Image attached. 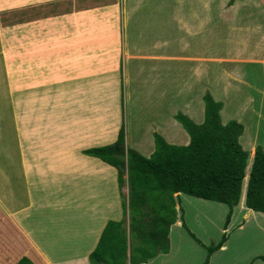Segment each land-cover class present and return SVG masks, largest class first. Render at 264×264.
Listing matches in <instances>:
<instances>
[{"label": "crops", "instance_id": "1", "mask_svg": "<svg viewBox=\"0 0 264 264\" xmlns=\"http://www.w3.org/2000/svg\"><path fill=\"white\" fill-rule=\"evenodd\" d=\"M147 1L0 0V79L11 100L0 117V125L6 123L0 136V264H15L22 256L34 264H89L107 221L125 217L116 168L83 150L114 142L122 123L126 145L146 157L154 151V132L169 143L187 144L173 98L179 78L185 75L183 84L189 85V62H197L191 67L196 74H208L201 63L212 62L216 90L222 69L237 92L239 85L248 86L246 75L258 71L257 88L264 91V7L259 19L243 27L228 21V50L214 37L212 56L205 57L190 55L183 38L191 27L187 6L178 7L179 16L173 0ZM184 109L196 123L203 121L188 102ZM252 128L254 123L251 134ZM262 131L255 126L248 158ZM247 169L227 240L207 264H264L263 248L254 249L264 236V213L245 205ZM226 210L220 207L221 216ZM179 215L168 233L169 251L139 264H187L183 247L194 249L196 243L183 241L179 232L172 240L182 226ZM236 222L238 230L229 234ZM249 222L257 235L247 233ZM232 238L234 262L223 259Z\"/></svg>", "mask_w": 264, "mask_h": 264}, {"label": "trees", "instance_id": "2", "mask_svg": "<svg viewBox=\"0 0 264 264\" xmlns=\"http://www.w3.org/2000/svg\"><path fill=\"white\" fill-rule=\"evenodd\" d=\"M202 98L201 123L182 112L174 114L189 135L187 144L169 143L154 132V151L146 157L126 145L122 123L114 142L83 150L116 168L124 217L128 218L127 224L125 218L107 221L89 253L90 264H139L159 252L167 253L168 233L178 216L176 203H180V192L227 204L223 223L224 230L227 228L246 175L248 152L239 141L243 125L235 119L223 123L222 102L214 99L209 91ZM124 184L128 188L126 196L121 191ZM245 205L264 213V148L261 145H256L250 164ZM179 211L182 226L206 248L201 264H207L211 253L227 240L228 233L224 231L216 242L206 245L188 229L182 206ZM15 264L34 263L22 256Z\"/></svg>", "mask_w": 264, "mask_h": 264}, {"label": "rangeland", "instance_id": "3", "mask_svg": "<svg viewBox=\"0 0 264 264\" xmlns=\"http://www.w3.org/2000/svg\"><path fill=\"white\" fill-rule=\"evenodd\" d=\"M147 0H142V3ZM151 1V0H149ZM148 2V1H147ZM146 2V3H147ZM237 2V3H236ZM209 3V4H208ZM238 7L237 9L230 10V7L235 5ZM177 5V6H176ZM187 6V18L188 22L191 25L189 32L184 35L183 38H186L189 44V54L190 55H202L205 57L212 56V41L213 38L218 41L220 40L221 46L228 50L229 41L227 36L229 34L228 29H226V25L228 21L231 24L235 25H243L246 22H249L251 18L254 20L259 19L262 15L260 12L262 7H264V0H205V5L203 6V0H173V14L177 12L178 7ZM179 16L181 14L180 10H178ZM252 13V14H251ZM262 20V19H261ZM220 25L217 27L216 25ZM180 32V31H179ZM218 34L220 37H217ZM217 37V38H216ZM175 38V36H174ZM197 62H189L190 70L187 73L188 87H185L183 82L185 79V75H183V81L178 79L177 84L174 86V98H173V111L174 112H184V105L188 102L189 106L196 108L199 110L197 114L201 115L198 118L195 116L196 120L203 119V111H204V102L202 98V94L205 91H209L210 93H214V99L223 101L224 108L222 112H220L222 120H230L234 118H240L241 124L243 125L242 139H240V143L242 147L249 152L251 145L254 143L251 141V135H254L255 126L258 127L259 130H263L259 135L256 136L257 145H261L264 148V91H260L257 87L262 85L261 75L258 71L252 70L251 73L246 75V83L248 86L239 85L241 88V92H237L231 87L227 80L224 78V71L222 69V84L219 85V89L216 90V86L212 80V62L205 61L202 62V66L209 72L196 74L192 71V66ZM222 65L226 66L227 63L222 62ZM175 66V64H174ZM240 66V65H236ZM243 67V66H242ZM254 71V72H253ZM217 73V72H216ZM242 73V72H241ZM234 82V76H228ZM226 80V81H225ZM223 82H226L223 84ZM231 82V81H230ZM3 79H0V117H4V102L10 98V94L7 92L8 88L5 85H2ZM239 82H236V84ZM182 88L183 92L181 94H175ZM206 88H208L206 90ZM205 90V91H204ZM14 96H16L14 94ZM213 96V95H212ZM252 98V101L251 99ZM11 102L10 99H8ZM221 101V102H222ZM14 102V101H13ZM222 103V104H223ZM237 105V108H235ZM2 106V110H1ZM228 107H231L230 110L232 112H228ZM253 108L254 110H252ZM124 109L126 111V105L124 103ZM227 109V110H226ZM246 110V111H245ZM245 111V113H244ZM260 115V116H259ZM230 116L229 119L226 117ZM234 116V117H233ZM254 123V128H252V134L248 132L249 126ZM4 122L0 125V136L3 137ZM245 126V129H244ZM253 127V125H252ZM185 133L186 130H184ZM188 135V133L186 134ZM126 137V135H125ZM240 138V137H239ZM189 140V135H188ZM254 140V137H253ZM126 142V140H125ZM179 144V143H178ZM130 147V145H129ZM252 161V157L249 156L247 160L246 168L250 166ZM247 169V171H248ZM122 192L126 196L128 192L127 185L124 184L122 186ZM176 197V194H174ZM204 201V202H200ZM179 202L182 207L185 209L186 216L185 222L188 229L195 234L197 238L204 241L207 244L215 241L218 238V224L223 220H225L227 211L223 213L221 216L220 207L223 209H228V205L222 202H216L212 200H205L201 198H197L194 196H190L185 193H181L179 197ZM209 208H208V207ZM177 207V203H176ZM178 210V209H177ZM180 211H178V214ZM232 216V215H231ZM127 217H125L126 222ZM240 220L238 223L242 222ZM238 223L234 224V227L229 230V234L232 231L238 230ZM127 224V223H125ZM264 230V226H263ZM226 231V230H224ZM247 233H252L257 235L255 231V226L252 222L247 224ZM179 232L183 241L189 240L193 243H196V248L190 249L186 246L183 247L185 249L183 253L187 258V264H199L203 260L206 251V248L198 243L193 237H191L185 227L180 226L179 228H175L172 233V240L175 239V234ZM177 239V238H176ZM198 243V244H197ZM235 241L232 238L230 241V245L228 249L223 252V259L228 258L234 262V253H236L237 249H235L232 244ZM255 243V240L253 241ZM263 248L264 250V236L256 242L254 249ZM257 253V252H254ZM264 253V251H263ZM199 260V261H198ZM90 264V262H89Z\"/></svg>", "mask_w": 264, "mask_h": 264}, {"label": "bare ground", "instance_id": "4", "mask_svg": "<svg viewBox=\"0 0 264 264\" xmlns=\"http://www.w3.org/2000/svg\"><path fill=\"white\" fill-rule=\"evenodd\" d=\"M238 42V41H237ZM215 79V78H214ZM213 79V83H214V85L217 83V78H216V80H214ZM222 81L223 80H221V82H220V84L222 83ZM223 84H224V82H223ZM219 86V85H218ZM218 89L220 88V87H217ZM236 107L235 108H233L232 110H234V109H236L237 108V105H235ZM231 109V107H228V112L230 113V112H232V110H230ZM252 109V108H251ZM227 110V109H226ZM246 111V110H245ZM245 111H244V113H245Z\"/></svg>", "mask_w": 264, "mask_h": 264}]
</instances>
